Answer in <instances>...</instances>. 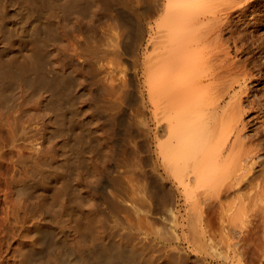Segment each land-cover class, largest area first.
<instances>
[{
	"label": "bare ground",
	"instance_id": "obj_1",
	"mask_svg": "<svg viewBox=\"0 0 264 264\" xmlns=\"http://www.w3.org/2000/svg\"><path fill=\"white\" fill-rule=\"evenodd\" d=\"M252 2L0 0V264L236 256L264 222Z\"/></svg>",
	"mask_w": 264,
	"mask_h": 264
},
{
	"label": "rangeland",
	"instance_id": "obj_2",
	"mask_svg": "<svg viewBox=\"0 0 264 264\" xmlns=\"http://www.w3.org/2000/svg\"><path fill=\"white\" fill-rule=\"evenodd\" d=\"M252 3H251V7L249 8V10L245 14L246 17L244 16L241 19V21L238 22L237 27H239L240 30H242L243 33L245 34V41H246L245 46H247L246 50H245L247 52L245 54H243L244 56L242 58L247 57L249 59L251 58V60L253 59V61L255 60L254 63L257 66L255 68H253L254 73L261 75V77L264 78V24H262V23H264V0H253ZM251 10H255L254 15L252 14L253 16H255L254 19H249ZM249 22H252V23L250 24ZM259 23H260V25H259ZM257 68H259V69H257ZM256 88H257V90L259 88L258 94L259 95L262 94V96H264V80H261L259 85ZM6 115L10 116L9 114H6ZM25 120L27 123H29L28 119H21L18 121L19 125L21 124L19 126V128H23V126L27 125ZM33 122L34 121H32V126L34 127V125H36L35 127L40 129V127H39L41 125V123H39L40 121L35 120V122L34 123ZM36 122L39 123V126H38V123L36 124ZM22 123H24V124H22ZM250 218H254V217H250ZM250 218H249V220H250ZM252 221H253V223L254 222H256V224L258 223L257 226L255 227V225L252 224V226L247 228L248 231L247 230L246 231L251 232V233L254 232L255 235L249 233V234H246V236H243V234H241V230L239 228H236L237 230L236 229L234 230V233H233V235H234L233 240L234 241L232 240L231 242L234 243L236 246L235 247L236 251H237L236 256H233L232 254H230V255L228 254L227 255L228 257H226V259L228 258L227 260L225 258H223L224 255H226L225 254L226 251H224L226 248H225V244L223 242V243H221V245L225 249H223L220 246L221 247L220 249H222L223 252H225L224 255L221 253L223 257L221 258V256H219L220 257L219 258V257L215 256L214 257L215 260H214V258L210 259V261L207 264H221L224 262H225L224 264H237V263L238 264H264V246H262V244H264V243H262V242H264V226H261V225H264V222H262V220L258 219L257 217L252 219ZM250 228H252L253 230ZM259 228H261V229H259ZM246 231H245V233H246ZM257 235H258V237H257ZM227 241H229V240H227ZM241 243H242V245H241ZM243 243H245V244H243ZM245 246H246V248H245ZM247 250H248V252H247ZM249 250H251V251L249 252ZM244 251L246 253H244ZM231 256L233 257V259ZM222 261H224V262H222Z\"/></svg>",
	"mask_w": 264,
	"mask_h": 264
}]
</instances>
